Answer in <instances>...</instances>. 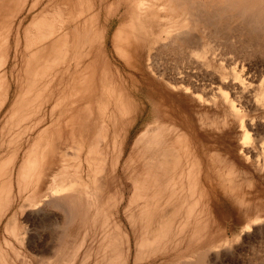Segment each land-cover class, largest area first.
Wrapping results in <instances>:
<instances>
[{
    "label": "bare ground",
    "instance_id": "1",
    "mask_svg": "<svg viewBox=\"0 0 264 264\" xmlns=\"http://www.w3.org/2000/svg\"><path fill=\"white\" fill-rule=\"evenodd\" d=\"M36 4H37L36 2H33L30 6V9L34 8ZM22 7H24V5L20 6L19 0H0V17L15 19L16 15H18V12H20V10H23ZM32 17H31L32 19L29 20L30 22L27 24V26L25 27L23 26L24 31L21 32V34L24 33V35L23 34L22 35L24 36V44L26 48H24V45L23 46L21 45V46L24 49H26V52H27V48L29 46L31 45L34 46V44H37V45L39 44V45L38 46L36 45L37 47L35 50L33 46H31L33 49L30 48L33 50V52L31 54L28 53L29 55L27 56V59L25 60L26 61V69H25L26 75L33 76L34 74L35 76L41 75V77H43L42 75H47L48 78H51V76L55 74V72H52L53 66L55 64L58 65L62 63L61 69H59L61 71V74L59 73L61 81L69 80V78L72 79V81L74 82V87H75L74 92L78 91L77 98L73 100V102L69 106H67V109L68 108L70 110H72L73 108L75 109L76 111L75 116L79 118V122H81L82 126L85 127V128L84 127L82 128L85 129V131H86V128H89L91 136L88 137L87 136L88 134H87L85 137V132L83 131L84 132L83 134L81 129L79 130L77 129V133L79 136H81V140H82L81 145L79 144L80 142H78L79 150H77L78 149L76 145L77 142H73L75 143V147H77L76 148L77 154L81 150L79 153V157H84L81 160L85 161L86 163L84 164L87 167V169L86 168L84 169L83 174L85 178H83L82 173H81L83 170L80 169L81 172L79 170L80 163H81L80 158L78 160V165H76L77 164L76 161H75V164H73L74 167L77 166L76 167L77 169H75L74 167H71V172L73 171V168H74V171L75 170L76 171L75 172L73 171L74 172L73 174L69 172L70 171L69 163L73 162V161L70 162V159L72 158L71 156L73 157L75 156L76 158V155H77L73 153V155L70 156V152H69V145H70L69 140L71 138H74V134L76 133L75 130L69 129L68 124H69L70 118L69 117L67 118V115L69 113L61 110L59 115L55 117V119L51 117V121L55 120L54 122L52 121L53 122L52 124L54 125L46 128L47 130L44 129L45 132L44 130L42 131L44 132V134H42L41 137H43L45 140V147L43 149L45 150V158L47 160V164L55 163V161L58 158L56 156H59L60 169H59V172L56 171L58 173V174L56 173L57 178L56 179L53 178V180L50 179L53 182L55 180L56 181L54 183L51 182L52 185L49 184L50 185L49 191L48 193L44 194V195L49 196L50 198L44 199V198H41L39 195H38L39 198L36 195L35 197L31 196L32 198H28L26 200L29 203V205H27L28 203H25L27 207H29L30 205L31 207H33V205L37 206L39 203H41L39 201L44 199L43 204L45 208L46 207L57 208L59 209V211L63 213L64 215L63 222L65 224L70 223L72 225L71 223L72 220H75L77 223L80 221L81 224L82 223L85 224L89 221L88 219H91L92 220L91 222H94L95 219L98 221L99 217L101 216L100 220L103 221L102 227H104V225L106 227L112 225V224L108 225L111 219L107 215L108 212L106 211L110 209L112 210L113 208L116 211L123 212L125 214V219L127 217L128 218L130 217L129 219H131L132 221L137 220L136 223L134 222L135 224H140L138 223L139 221H141L144 224L143 228L146 229L145 231L147 232L145 233V235H143V238H142L143 240L141 242L138 240L140 242L139 243L134 238L140 245H142L141 243L143 242L146 243L144 248H143V245L142 247L140 245H139L140 247L137 246L139 248H143V250L142 249L140 250L143 252L147 250L146 247L150 243H155L156 240L159 238L160 240L162 238L164 239V237L169 235V234L166 235V233L171 234V232H167L166 230L169 227V224L171 223L172 219H175V222L177 221L175 216L176 214H178V211L182 207L185 208L183 212L181 210L182 215L183 213H185V217L182 216L185 222H187V220L190 218L189 214L193 213L192 211L195 208H196L195 211H198V209H200L199 211L201 210L203 211V209H201L203 204H201L200 208H198L199 205L197 206V202L199 201V200L197 201V195L199 198L200 197L204 198L205 195L207 196L208 192L205 195L204 193L205 191L209 189L208 187L210 186L207 187L209 183L210 184L214 183V185L212 184L213 186H211L212 190L213 189L221 190V192L226 191V193H229L228 196L229 195L231 196L232 191H233V196L237 194L236 193L237 191L235 190V188H239L237 190H240L241 187H239L240 186L239 183H242L241 180L243 179V177L245 178V180L247 179L246 177L247 171L244 170L243 167L241 168L244 171H246L245 173L243 170H242L243 172L241 171L240 167L236 169L238 172L240 169L241 174L243 173L244 175L242 179H241V176H238L241 180L237 178L240 180L239 183L237 182L239 185L236 183L237 186L236 185L234 186L235 183L233 184L232 182H236L239 180H236V177H234V176H237L234 174V173H237L235 172L236 170L234 171L232 169V168L235 169V166L234 167L232 166V168H229V166L234 164V163L231 164V161H233V159L231 158V161H230L229 160L230 158H228L226 154L224 155L223 159L226 156L228 158V161L230 162L229 166L227 163L228 171H226L225 170L226 168L223 169V166L220 165L222 156H220V159H221L220 160L218 154L221 155V152L217 151L218 152L217 153L215 149H214L215 152H213L212 148H211L212 151L209 149L208 150L205 149V145L202 143V141L198 142L197 145L196 144L193 145V142L192 143L190 142V136L195 137L198 140L199 137H202L204 135V133L206 132L205 129L209 124L211 126H214L215 130H217L216 128L220 129L221 125H220L219 117L221 115L229 118L230 122L225 121L224 119L223 121L228 122L230 126H238L239 128H242L245 126L244 120H243L244 114H242L243 111L241 112V110L234 104L233 99H232V97H235L234 92L232 95L230 94L228 96L225 92L221 93L219 91L221 94L220 95L217 93L218 91L213 92L212 90L210 91V89L207 90L206 88L207 85H205L204 77L207 74L206 72H207L208 66H210L211 69L214 68L213 69L214 71L212 72L217 74L221 66L220 64H223L225 62V65H226V62H228L229 60L232 61V59H234V57L236 56L237 58H235V61H237V59L239 58L238 56L240 55L245 56L247 54L248 55L254 54V53L256 54V52L258 51L260 53V55L259 53H257L259 56L262 57L264 55L263 53L260 52L264 50L263 49L264 47V0H50V1H47L46 7H44L40 12L33 15ZM115 17H117L118 22L116 21L117 22L116 26L111 34V40H112L111 46L115 54L118 55L119 65L117 64V67L113 68V67H110V65L108 64L105 58L106 55L104 54L105 53L104 47H102L101 44L100 45L97 44L98 43L97 37L99 34V25H98L99 22L101 20H105V21L107 20V23L108 22L110 23L111 19L112 20L116 19ZM18 21L20 20L18 19ZM20 27L18 28L19 31H20ZM109 27L110 25L107 27V29H109ZM132 45H133V52H132L133 55L131 57L130 53H128V48ZM143 48H148L150 50L153 49L152 53L149 54L148 52V55L144 56ZM30 49H29V52L32 51V50L30 51ZM25 53L22 54L24 55V57H26L27 55V53L26 55ZM257 54H256V57H254L253 55L254 59L259 57V56L257 57ZM72 55H73V60L72 62L69 63L68 60L72 57ZM166 56H170L172 58L173 62L170 66L162 65L159 61V58L166 57ZM244 56H243V59L241 58L239 59V60H244L245 58V61L243 63L247 61L246 56L245 57ZM261 57L259 58L261 59ZM251 58L249 60L252 61L253 58L252 59ZM219 60H222V61H219ZM66 61L68 62L69 66L72 63L71 68H68L69 66L65 67L64 64ZM235 61H232V63ZM248 61H247V64L250 63V62L248 63ZM258 61L256 60V62ZM225 65L223 64V66ZM260 65H263V64H260ZM224 69L225 70L220 69L222 71H219V72H222V73H219V75L224 74V71H227L226 73L228 74V70L226 66L224 67ZM236 70H238V68ZM226 75L224 74L222 76L226 77ZM219 77L217 76V78L222 80L221 76ZM38 79L39 78H37L36 80ZM116 79L125 81L124 83L127 84V86L124 87L125 85L122 86V85H119L118 83L113 84L114 81L116 82ZM96 80H99V82L97 83ZM234 81H237V80H234ZM234 83L236 85L235 88H238V92L239 91L246 92V93L248 92V91H245V89L247 88L244 83L242 82H238L237 84L236 82ZM226 85H228V83H226ZM222 86H225V85H222ZM230 86L231 84L228 85V87ZM24 90L25 92H27L28 88L24 86ZM233 90H234V87H233ZM66 91H67V88L63 87L62 89H60V86H59V95H64L65 93H67ZM95 91H96L95 97L97 100L96 108L99 107L101 110V107L105 105L104 99L107 102H108V99L109 100L113 99L115 101V106H116L115 111H119L121 113L126 112L130 108L129 107L130 101L128 100V94L134 91L138 92L142 94L145 97V99L149 102L151 106V116L155 117L154 123L147 125L144 128V130L140 131L137 134L133 143L132 144L129 143L130 145H132L130 146L131 149L130 150L128 149L130 152L126 154L125 158L121 157L124 159V161L122 160L123 162L121 161L122 162L121 164L122 169L120 167V169L122 170V172L120 171L122 173L121 175L118 174L116 176L115 172L113 173V170L110 171L112 167L111 168L106 167L107 163L109 165L111 164L110 160L114 161L115 157L118 158L120 156L118 155V153H116L117 155L115 154L116 151L114 152V155L116 156L114 157L111 156V153L108 151L109 150L108 149L109 146L107 145L108 140L105 141L106 142L105 145H107L108 147L101 146V143L104 145L103 140L107 138L106 132H103L106 130L103 129L104 127L102 126V124H100L101 126L97 128L98 123H99L97 119L93 118L91 122L90 120H86L87 119L86 115H83L86 112H88L89 115L91 114V112L89 111L93 109V106H92L93 101H91L90 99L92 98V95ZM209 91L212 92L211 96L209 94ZM257 93L258 92H256V94ZM134 94L132 93V95ZM256 94L254 93V95ZM258 94H259V97H257L256 102L260 104L261 106H263L264 88L263 89L261 88ZM102 95H104V98L102 97ZM106 97H109V98H106ZM96 100H95V103H96ZM134 101H135V98H134ZM207 102H209V105L213 104L215 106L214 107L215 110L213 111H216V107L218 108V111H220L218 112L220 113L219 115L216 111V113L215 112L214 113L217 114V116H214L215 114H213V116L211 115L213 117L212 119L211 117L208 118L209 120H211L210 122L206 118L207 110L204 114L202 113V111H204L205 109L201 110L200 108L202 104L207 103ZM141 104L139 105L141 106ZM14 106H15L14 108L12 107V112L15 111L17 103H14ZM209 107H211V105ZM110 111H113V110H110ZM112 113H114V114H111L114 117L115 112H112ZM216 117L218 118V120L216 119ZM111 118H108L109 119L108 121H110ZM261 120L263 121L264 119H261ZM121 121H120V124H123L121 123ZM59 123H61L63 126L59 127ZM104 123L106 125L107 122H104ZM224 125H227V123L225 124L223 122L222 127H224ZM114 126H116V123ZM109 127H105V128L109 129ZM116 130H118V128ZM112 132H113V129H112ZM112 132H110V137L112 136L115 139L117 137L116 136L117 134L114 132L116 134L115 135L116 137H115L114 135H111ZM241 132L242 131H240V133ZM187 134L190 136H187ZM114 139L113 141H115ZM73 141H75V138ZM113 141H109V142H113ZM247 142H249V140L246 137H244V140L240 142V146L244 149ZM116 143H117V140H116ZM110 144L111 146H113L115 143L113 142V145L112 143H109V145ZM34 146L37 147L36 144L33 145L32 147ZM71 146H72V143H71ZM36 147L34 148L36 149ZM247 147H248V144H247ZM113 148H115V146ZM43 149L40 152L41 154H42ZM57 149H59L60 154H56ZM32 151L31 150H29V152L27 151V154L28 153L30 154L31 152L30 157H27V158L25 157L26 159L24 160L22 166H20L19 168L21 170L20 173L22 172L21 173L22 176L25 175L29 169H31L32 167H34L36 164L39 163L37 162V160L40 158L39 156H41V154H39L38 156L39 158H37L38 154H35L36 156L31 157V155H33ZM36 151L35 152L33 151V152L36 153ZM242 157L245 159L246 156L244 157L243 155ZM109 158L110 160H108ZM117 158L115 159V161H117ZM41 159H42V156H41ZM225 160H222L223 164L225 162H228L227 160L226 161ZM118 162L119 160L117 162H114V164ZM256 164L257 163H255V166ZM259 164H257L258 169L260 166ZM114 166L116 167V165H113V167ZM253 166L254 165H252V167ZM255 166L253 168L259 171L262 167V162H261V167L259 170ZM222 169L226 173H224ZM35 173L38 174L37 172ZM241 174L239 172L238 175H241ZM52 175H54V172ZM52 175H51V178L53 177ZM209 177H213V179L210 178L212 182H210L211 180H209ZM251 177L253 178V176ZM123 179H125L126 181L129 179L128 181L130 183L128 186H126V183ZM205 179L209 180L207 185L205 184L206 183ZM248 179H250V177ZM253 180L258 181L256 178ZM249 181L251 180H248V182L247 181H244V182H247L249 184L250 183ZM247 183H245L244 187L248 185ZM255 183L257 184V182ZM116 184H118L119 186L122 185L121 187L123 188L124 191L125 190L127 191L128 195L126 196V194L123 193L121 190H119L122 192L121 194L120 193L118 194L119 196L117 194L111 193V189H113L114 185ZM198 184H200L199 187H198ZM254 184H252L251 182L250 184L251 188L254 187L253 186ZM182 185H185L183 186L184 193L180 192V188L182 187ZM250 185H248L249 188H250ZM46 187L48 188V186ZM197 187H198L199 194L196 195L195 191ZM2 189H0V217L2 213L4 212V209L6 208V205L9 199L8 196L5 197V195L1 193ZM114 191H116L117 193V189L116 190L113 189L112 192ZM246 192H250V191L246 190ZM246 192L244 191V193L242 194L241 192H239V194L235 195V197H237L238 195H242V200H241V196L240 197L238 196L240 199H238L237 201L234 200L233 203L236 201L237 202V203L235 202L236 205L238 204L239 206V203L241 201L242 202L244 201L245 205L247 203V207H248L249 203L251 202H249L250 200L248 199H246L247 201L245 202L243 195ZM111 194L118 196V201L116 200L117 202L116 201L111 202L112 200L111 196H113ZM206 196L205 198H207L208 200L209 194L207 197ZM233 196H231L230 198H232ZM253 197H256V196H253ZM203 198H200V199H203ZM259 198H262V197H259ZM233 199H237V198H233ZM202 201L200 200V203H202ZM203 203L204 205H207V208H208V204H206L205 201ZM244 203H242V205L240 203V206L241 207L244 206ZM194 205L197 207L193 209ZM255 205L257 204L251 205L252 209H253V206ZM251 206L249 205L248 210L249 208L251 209ZM39 208L40 207H38V210H40ZM244 210L246 212L245 208ZM260 211H264V209L263 210L261 209ZM203 213L201 212V214ZM195 214H193L194 218L197 215H199V214H196V216H194ZM205 215H203V217ZM13 216H9L10 218L8 217L9 218L8 220L6 218L7 221L5 223L6 224L5 228L8 231L9 230L11 232L13 231V234H14L15 229H16L15 223H17L16 222L17 218L14 219L16 217L15 214H13ZM53 216L55 217L56 215L54 214ZM40 217H41V214H40ZM45 217L46 216H44V219L47 218ZM107 217H109V220ZM182 217L179 216V218H182ZM203 217H201L202 220L199 217L200 218L199 220H201V222L203 221ZM261 217L263 218L262 215ZM57 219L55 221L56 223L61 218L58 219V221ZM259 219H260V214H252V215L248 214L247 218H245L244 220L248 221L247 225L249 226L253 223L256 224L257 222L260 223L259 221H262V222L264 221L263 219L261 220ZM84 220H88V221L84 223L82 222ZM196 220L198 221L197 223H199V220L198 219ZM196 220L194 222H196ZM130 221L126 219L127 223L128 222L132 223V221L131 222ZM181 221H183V219H181ZM52 222L53 221H51V223ZM134 223L132 224L134 225ZM191 223L192 221L190 222V224ZM203 223L206 224L205 221ZM203 223H201V225ZM172 224H170L171 227H172ZM255 224H253L254 227H255ZM133 225L129 227L130 228L132 227L133 232H134V230L138 227V225L134 227ZM174 226L172 229L169 227V230L170 231L173 229L174 231L176 229H178L179 231L183 230L178 227L176 228ZM62 227H63V224H62ZM140 227H142V224ZM45 228H48V227H45ZM67 228L68 227H66V229ZM111 228H113V225L112 227H110V229ZM186 228L188 229V226ZM197 228L200 229V227L198 226ZM110 229L104 228V231L102 233L103 236L106 235L105 239L108 234V238H107L108 240L106 242L103 240L105 242L104 244H107V245L104 247V250L102 252L103 254H106V252H108L107 254H109V258L107 254H106V257L108 258V260H111V262H113L114 260L113 264H122V262L120 261L121 259L119 258L122 257V251H124L123 244L127 242V240L124 241L122 244V241L126 238H124L125 236L124 237L121 236L122 233H119V231L121 230L118 231L117 229L115 231V232L118 231L117 234L116 233L114 234V232L112 233L111 231L113 229L111 230ZM189 229H190V226H189ZM107 230L111 231V232L109 231L110 234L105 233V231ZM148 230L150 231L149 233H148ZM247 230L245 229V231ZM258 230L256 229L257 232ZM41 231L43 235L45 234V236H48L46 235L45 231H44L45 233L43 232V230ZM187 231L189 232V230ZM53 232L56 233L57 230H54ZM70 232H68V230H67V234L65 232L64 233L57 232L56 237H55L58 240V242L56 241L57 244L55 242L53 244L50 243L51 245L45 244V246L48 247L47 250L45 248L39 249L38 252H40V254H36V255H39L37 256V258H42V260H44L46 257V261H47L49 258L48 257L49 255L45 256L46 254L45 252L50 254V252L53 253L55 250L61 253L60 259L63 261L62 264H68V262L70 263L71 261L69 260L70 258L71 260H73L72 258L74 256H71V255L75 254L74 250L76 248L74 247L75 245H71L72 246L71 248L74 247V250H71L69 247L70 243L67 240V237L72 234V232L71 234H69ZM164 232H165V236H164ZM202 232L204 231L202 230ZM177 234L179 233H176V234L173 233V236L171 235L172 237L171 239H173V237ZM201 234H200V237L205 235V234L204 235L202 234L201 236ZM161 235H163L164 237H162ZM134 236L136 237V235ZM138 236L139 234L137 235V238L139 239L140 236L139 237ZM198 236H196V238L199 239L200 237ZM17 237L19 238L20 234ZM191 237L193 238V235L190 236V238ZM238 237L239 236H237V238L236 237H233V238L238 239ZM33 238L34 237L32 236V240H35ZM41 238H39V242L41 241L40 240ZM100 238H101V234H100ZM166 238H168V236ZM166 238L164 239L165 242L164 240H161L162 242L159 241L160 243L158 244L159 245L161 243L166 244V242H169L168 244L173 243V242L170 243V241H167L168 239L166 240ZM190 238L188 239V236L185 235L184 239L189 240L188 244L194 243L193 241L192 242L190 241ZM179 239H181V237L178 238V240ZM211 239H213V237H211ZM43 240H45V238ZM182 240H183V237H182ZM196 240L197 239H195V242ZM202 240L203 239H200L197 241H199V244H200ZM52 241L50 240V242ZM103 241L100 242L101 246H103L102 245ZM146 241H148L149 243ZM217 242L216 243L212 242L209 245L207 242V244L204 246L200 244L199 246H202V248L200 247L201 248L200 249L198 247L199 250L198 248L197 249L195 248L197 251L196 252L193 251L195 252L193 253L194 257L183 259L184 260V262L182 261L183 263L180 260V257H182L181 254L183 251L179 255L177 254V252H175L174 254L175 255L177 254L179 256L178 260L181 262V263L179 262L180 264H206V260H207L206 258H209V255L207 256L208 250L205 247L206 246H209V247L217 246L218 247L219 244ZM222 242L223 243H220V244L223 245L224 242H227V241L224 239V241ZM71 244H73V241L71 242ZM156 244L157 243H155L154 245L156 246ZM194 244L198 245L197 242ZM186 245H184V248L186 247ZM27 246L25 244L24 248L26 247L27 249ZM67 246L69 248H67ZM124 246H126V249H128L127 246H129V243L127 242V245L124 244ZM155 246L152 247L153 250L154 249L156 250L157 247ZM168 246L169 245H167V247ZM189 246L191 247V245H188V247ZM158 247L160 248V246ZM161 247H164V246H161ZM152 248L150 246L148 249H152ZM159 248H157V250H159ZM164 248L166 249V246ZM164 248L163 249L161 248V249L165 250ZM213 249L216 250L217 248L216 249L213 248ZM31 250H33V248ZM0 251L2 252L3 250H0ZM136 251L139 254L138 252L139 249H137ZM219 251H216V252L219 253ZM29 252H31L30 249H29ZM29 252H27V254H29ZM34 252L32 251V253L35 255ZM230 253L232 254L233 250ZM4 254H2V256ZM27 254H26V258H27ZM184 254L182 255L184 256ZM17 255H19V253H17ZM234 255H235V252H234ZM238 256L239 255H237V257ZM231 257L233 258V255ZM175 258L176 257H174L173 259ZM262 258L263 257H261V259ZM33 259L31 260L29 259V260L32 261ZM173 259L169 258V261L168 262L166 261V262L172 264L170 261ZM262 260H264V258ZM46 261L44 260V262L42 261L40 262L44 264L48 262ZM261 261L253 260V263L255 262V264H257L256 262L260 263ZM27 262H28V259H27ZM49 262H51L50 264L57 263L55 261L52 262V259L51 261L49 260ZM229 262H233V260ZM179 263H176V264H179Z\"/></svg>",
    "mask_w": 264,
    "mask_h": 264
},
{
    "label": "rangeland",
    "instance_id": "2",
    "mask_svg": "<svg viewBox=\"0 0 264 264\" xmlns=\"http://www.w3.org/2000/svg\"><path fill=\"white\" fill-rule=\"evenodd\" d=\"M19 1H20V6L24 5V7H22L23 10H20V12H18L19 16L16 15L15 19L0 17V189H2V187H3L1 193H3L5 195V197L8 196V198H9L8 203L6 205V208L4 209V212L2 213V215L0 217V250H3L2 252L0 251V254L5 253L3 256H2V254L0 255V257H2V258H0V264H39V263H41L40 261H42V262H44V260L46 261V257L44 260H42V258H37V256H39V255H36V254H40V252H38V250L42 249V248H45L47 250L48 247L45 246V244L51 245L54 242L57 244L58 240L55 238L57 232H60V233L65 232L67 234V230H68V232H70V231L72 232V234L70 232L69 234H71V235L67 237V240L70 243V245L68 244L70 249L74 250V247H76L74 250L75 254L71 255V256H74L72 258L73 260H71V258L69 260L72 262V263L70 262L71 264H94V263L95 264L96 263L97 264H111V263L113 264L114 260H113V262H111V260H108V258H109V254H107L108 252H106V254L108 256V258H107L106 254H103L102 251L104 250V247L107 245V244H104L108 240L107 239L108 238L107 233L110 234V232L112 231V233L114 232V234L115 233L117 234V232L119 230H121V231H119V233H122L121 236H123V237L125 236L124 238H126V239H124L122 237L124 239L122 241V244L126 240L129 243V246H127V248L129 250L126 249V246H124V244L127 245V242H125L123 244V250L124 251H122V257L119 258V259H121L120 261L122 262V264H170V263H167L169 261V258L173 259L174 257H176V258L178 257L177 259L175 258V259L170 261L172 264H174V263L176 264V263L180 262L178 260L179 259L178 255L181 254L182 251H183L182 254H184V252L186 251L184 256L181 254L182 257H180L181 262L182 261L184 262L183 259H186L189 257L190 258L194 257L193 253H195L197 251L196 249L198 247L202 248V246L206 245L207 242H208V245L211 244L212 242L216 243L217 240H218L217 243L219 244L220 247L219 246L218 247L217 246L216 247H209V246L205 247L208 250L207 256L209 255V258H206L207 259L206 264H237V263L238 264H255V262L253 263V260L254 261H261L264 258V254H263L264 253V242H262V241H264V237H263L264 236V221L263 222L259 221L261 219L264 220V213H263L264 211H260L261 209L262 210L264 209V171H263L264 170V162H263L264 161L263 160L264 159V126H263L264 120L263 121L261 120V119H264V104H263V106H261L260 104H258L256 102L257 101L256 99H257V97H259L258 93H259L260 89L264 88V61H263L264 58H262V57H264V55H263L264 50L260 51L261 53H263L262 57L259 56L260 55L259 51L256 52V54L259 53V55L257 54V57L259 56L262 59L261 60L259 57L255 58L257 61L260 60V61H258L259 63L256 62V60L254 59V57H256L255 53L249 54L251 56H249L248 54H247L248 56L245 55L247 61L251 57L253 58V59L251 58L253 62L251 60L248 61V63L249 62L251 63V64L249 63L250 65L247 64V61L245 63H243L245 61V58H244V60H239L240 58L243 59L244 55L238 56L239 58L237 59V61H235V58H237V56H236V57H234V59H232V61H235L236 63L235 62L232 63V61L229 60L230 62L229 61L226 62V65H225V62L224 63L221 62L226 66V68L228 70V74L226 73L227 71H224V74L225 75L227 74L226 77L222 76L224 74L219 75V73H222L219 71L225 70L224 69L225 66H223V64H220L222 66V68L220 66V69H222V70L219 69L218 72L215 71V72H217L218 75L216 73L212 72V71H214L213 70L214 68L211 69V67L208 66L207 67L208 69L206 72L207 74L204 77L205 85H207L206 86L207 90L210 89V91L212 90L213 92L218 91L217 92L218 94H220V92L221 93L225 92L228 96L230 94L232 95L234 92L235 97H232V96H230V97H232L234 104L241 110V112L243 111L242 114H244L243 120H244L245 126L242 128H239L238 126H230V124H228V122H225V121H229V118L221 115L222 117L221 116L219 117V119H220L219 121H220V125H221L220 129L216 128L217 130H215L214 126H211L209 124L210 126L208 125L206 127V129H205L206 132L204 133V135L202 137H199L198 140H197V138L192 137V136L187 134V136H190V142L191 143L193 142V145H195V144L197 145L198 142L202 141V143L205 145V149L211 150V148H212L213 152H215V151L221 152V155L218 154L219 159H220V156H222L221 157L222 160L226 159L227 161H228V158H230L229 159L230 161L232 158L233 161H231V164L232 163H234V164H232L231 166H229L230 165L229 161L225 162L223 164V161L220 159L221 160L220 165L223 166V169L226 168L225 169L226 171H228L227 170L228 166H229V168H232V166L233 167L235 166V169L232 168L234 171L236 169H238L239 167H240L241 171L243 170L241 167H243L244 170L247 171L246 172L243 170L244 173L246 172L248 174V175L246 174L247 179L250 177V179H248V180H251V181H249L250 182L249 184L247 183L248 180L247 179L245 180V178L243 177L244 174L243 173L241 174L240 169H239V172L241 175H238L239 172L236 170L235 172H237V173H234V174L237 176H234V177H236V180L240 179L238 176H241V179L243 177L242 180L240 179L242 183H239L240 180L236 181V182H232V183L233 184L235 183L234 186L235 185L237 186V184L239 183L240 184L239 187L242 188V189L240 188V190H242V191L237 190L239 188H235V190L237 191V192L236 191L235 192L237 194H239V192H241V194H242V193H244V191L246 192V190L250 191V192H246L245 193L246 195L244 194L243 197H244L245 202L247 201L246 199L250 200L249 202H251V203L248 202L250 206L253 204H257L255 206H253L254 210L252 209V206H251L252 211L250 208H249V210H250L249 211L248 210L249 205L247 207V203L245 205L244 201L243 202L238 201V202H240L241 205H242V203H244V206H246L247 208L244 206L241 207L240 203H239L240 207L238 206V204L236 205V203H237L236 201L238 199H240L239 198L240 196H241V200H242V195H238L239 197L238 196L235 197V195H237V194H235L233 196V191H232L231 196H233V197L230 198L231 196L230 195L228 196L229 193H226V191H222L223 194H222L221 190L213 189L214 190L213 191L211 186H213L214 183H211V184L209 183L207 185L209 180L213 179V177H209V180L205 179V182H206L205 184L207 185V187L208 186H210V187H208L209 189L207 188L208 190L206 189L207 191H205V193H204V195H205L208 192L207 193V196L209 194L208 200H207V198H205L206 195L204 196V198L200 197L203 199H200L198 197V195H197V194H199L198 193V187L200 184H198V187L195 191V193L197 195V201L199 200L198 201L199 203L197 202V206L199 205L198 208H200L201 204H203L201 209H203V211L204 210L206 211V209H207V211L206 212L204 211V213L202 210L199 211L200 209H198V211H195L196 210L195 207H197V206H195L196 205L195 204L193 207V209L194 208L195 209L192 211L193 213L189 214L190 216L188 215L190 218L188 217L189 219L187 220V222H185L184 218H183V217H185V213H183V215H182V212L184 211L185 208L182 207L183 209L181 208L179 210L180 212L178 211V214H176V216H175L177 221L175 222V219H172V221L170 223V224L173 223L172 227L170 224H169V227L172 229L173 226L175 225L174 227H176V228L178 227V228L183 229V230L179 231L178 229L175 228L176 229L175 230L176 232H175L174 229L170 231L169 227H168L166 231L171 232V234L166 233V235L169 234L170 237H169V235H167L168 238H166L167 236L164 237L165 232H164V236L161 235L162 237H164V239L166 238V240L168 239L167 241H170V243L171 242H173V243L168 244L169 242H166V244L161 243L159 245L158 243L162 242L161 240H164L162 237H161L162 238L161 240H160V238L157 239L158 242L156 240V242H155V243H157L156 246L154 245L155 243H150L148 245L149 242L146 241V242H148L147 245L149 247L151 246V248H152L155 246V247L159 248L158 246H160V248H159V250H157V248H156V250L155 249L153 250V248L148 249L149 247L147 246L148 247V248L146 247L147 250L144 249L145 251L142 252L140 250L141 249L143 250L146 243L145 242L141 243L143 245V248H139L140 246L142 247V245H140L139 243L143 240L142 239L143 235H145V233L147 232V231H145L146 229L143 228L144 224L139 220H138L139 221L138 223H140V224H135L137 222V220L132 221L131 219H129L130 217L129 218L127 217L126 219L128 221L131 220L132 223L135 222L134 225L132 223H129V222H128L129 223L128 224L126 222L125 214L123 212L116 211L113 208H112L113 211L111 209H110L111 211L110 210L106 211V212H108L107 215L110 217V219L112 221V222L108 221L109 222L108 225H110V224L113 225V228H111L113 230H111L110 227H112V225L108 226V227H106L104 225V227H102L103 221L100 220L101 216L99 217L98 221L96 219L94 220V222H91L92 221L91 219H88L89 221L88 220L82 221L84 223L86 221H88L85 224H83V223L81 224L80 221H79L80 223L78 222L79 223L78 224L75 220H72L71 221L72 225H71L70 223L65 224L63 222L64 215L61 211H59V209L53 208V207H46V208L44 207V204H43L44 201L43 200L50 198L49 196L44 195V194L48 193L49 187H50L49 184H51V182L54 183L56 181L55 180L53 182L52 180H53V178L54 179L57 178L58 173L56 171L59 172V169H60L59 156H56L58 158L55 161V163L47 164V160L45 158V150L43 149L45 147V140L41 136H42V134H44L45 130H47L46 128L54 125L52 123L55 120H52L53 121L52 122L51 117L53 119H55V117H57L59 115L61 110L69 113L67 115V118L68 117L70 118V121L68 124L69 129L76 131V133L74 134L75 141H73L74 138H71L72 141H71V139L69 140L70 156L73 155V153L77 154L76 148L79 146V144L81 145L82 140H81V136H79L77 133V129L78 130L81 129L82 132L84 131L85 137L87 134H88L87 136L90 137L91 133H90L89 128H86V131H85V129L82 128L84 126H82V123L79 122V118H77L75 116V113H76L75 109L74 108L72 110H70L69 108L67 109V106H69L73 102V100H75L77 98L78 91L74 92L75 87H74V82L72 81V79L69 78V80H62L61 81L60 76H59L61 74V71L59 69H61L62 63L58 64V65L55 64L53 66L52 72H55V74H53V76H51V78H48L47 75H42L43 77H41V75L35 76L34 74H33V76L32 75L31 76L26 75V72H25L26 61L25 60L27 59V56L29 55L28 53L31 54L33 52V50H32L33 48L31 47L33 45L29 46L27 48V52H26V49H24V48H26V46L24 44V36H23L24 33H22L23 34L22 35L21 32L24 31V27L27 26V24L30 22L29 20L33 18L32 16L37 14L38 12H40L44 7H46L47 1H50V0H19ZM33 2H36L37 4H36V6H34V8L30 9V6ZM30 10H32L33 12ZM32 13H33V15H32ZM30 14H31V16H30ZM24 15H26V16H24ZM115 18L116 19H113V20L111 19L110 23L109 22L107 23V20L106 21L101 20L99 22V24H98L99 25V34L97 37V40H98L97 44L98 45L101 44V46L104 47V51H105L104 54L106 55L105 58H106L108 64L110 65V67H113V68L117 67V64L119 65L118 55L115 54V52L112 50V46H111L112 45L111 34H112V32L116 26V23L118 22L117 17H115ZM18 19L20 21H18ZM109 25H110V27H109V29H107V27ZM19 27H20V31L18 29ZM17 29H18V31H17ZM17 41H18V43H17ZM14 44L17 46H15ZM21 45L22 46L24 45V48ZM36 45L37 44H34V46H33L34 50L36 49V47L39 44L37 46ZM30 48H32V49H30ZM29 49H30V51L31 50L32 51L29 52ZM143 49H144L143 50L144 56H147L148 52H149V54L152 53V50H153V49L150 50L148 48H143ZM263 49H264V47H263ZM22 50L25 51L27 53V55ZM19 51H21V52H19ZM132 52H133V45L128 48V53H130L131 57L133 55ZM24 53H25L26 57H24V55H22ZM253 55H254V57H253ZM69 57H70V55H69ZM72 60H73V55L68 60V62L70 63V62H72ZM254 60L258 64H256L254 62ZM159 61L162 65H166V66H170L173 62L172 58L170 56L159 58ZM219 61H222V60H219ZM238 61H239V63H238ZM68 62L67 61L65 62V64H64L65 67L69 66ZM260 64H263V65H260ZM71 65H72V63H71ZM71 65L68 68H71ZM237 68H238V70H236ZM212 75L213 76L215 75L216 77L215 76L213 77ZM217 76L218 77L221 76L222 80L219 79L220 77L217 78ZM37 78H39V79L36 80ZM228 80H230V81H228ZM234 80H237L238 82L244 83L246 88H247V89H245V91H248L249 93L248 92L247 93L246 92H240V91L238 92V88H235L236 85L234 83V82H236V84H237L238 82L234 81ZM221 81H223V82L226 81V82L223 83ZM96 82L98 83L99 80H96ZM124 82L125 81H123V80L116 79V82L114 81L113 84L118 83L119 85H122V86L125 85L124 87H126L127 84H125ZM226 83H228V85L231 84V86L228 87V85H226ZM222 85H225V86H222ZM24 86L28 88L27 92H25ZM59 86H60V89H62L63 87L67 88V91H66L67 93H65L64 95H59ZM233 87H234V90H233ZM235 89H236V91H235ZM210 91H209V94L211 96L212 92H210ZM256 92H258V93L256 94ZM132 93L133 94L135 93V94L132 95ZM254 93L256 95H254ZM95 95H96V91L93 93L92 98L90 99L91 101H93L92 102L93 109L91 111H89V112H91V114L89 115L88 112H86L83 115H86V118H87L86 120H90L91 122H92L93 118L97 119L99 122L97 128L99 126H101L100 124H102V126L104 127V128L103 127L102 128L106 130L103 132H106L107 138L105 140H103L104 145L101 143V146H105V147L109 146L108 147L109 150L108 149L107 150L111 153V156H113V157L117 155L116 153H118V155H120L118 158L115 157V159L117 158V161L119 160V162L115 163V164H114V162H117V161H115V159H114V161L110 160V158H109L108 160L111 161V164L109 165L107 163L106 167L107 168L112 167L110 169V171L113 170V173L115 172L116 176L118 174L121 175L122 174L121 173L122 172V170H121L122 165L121 164L124 161V159L121 157H124V158L126 157V154H128L130 152L129 151L131 149L130 146H132L130 144L133 143L137 134L140 131L144 130V128L147 125L153 124L155 117L151 116V106H150L149 102L145 99V97L142 94H140L138 92L134 91V92H130L128 94V100L130 101V106H129L130 108L128 109L129 111L127 110L126 112H122L123 114L119 111H115L116 106H115V101L113 99H110V100L108 99L109 103L107 101H105V99H104L105 105L101 107V110L99 107L96 108L97 100H96ZM104 95H102L103 98H104ZM106 98H109V97H106ZM134 98H135V101H134ZM94 99L96 100V103H95ZM136 101L138 104L136 103ZM14 103H17V106L15 108V111L12 112V107L13 108L15 107ZM139 104H141V106ZM210 105H211V107H209ZM210 105H209V102H207V103L202 104L200 107L201 110L205 109L204 111H202V113H204V114L207 110V112H206V115H207L206 118L207 119L210 117L212 119L213 118L212 116H213V114L216 113V111H217V113L220 112V111H218L217 107H216V111H213V110H215L214 109L215 106L213 104H210ZM98 110H100V111H98ZM110 110H113V111H110ZM147 111H148V113H147ZM112 112H115L114 117L111 115V114H114ZM127 112H128V114H127ZM129 112H130V114H129ZM209 112H211V113H209ZM121 114H122V116H121ZM208 114H210V115H208ZM219 114L220 113H218V115ZM214 116H217V114H215ZM111 117H113V118H111ZM122 117H123V119H122ZM108 118H111L110 121H108L109 120ZM103 119H104V121H103ZM115 119H116V121H115ZM216 119L218 120L217 117H216ZM223 119L225 121H223ZM49 121H51V122H49ZM120 121H121V123L124 124L125 127L123 126V124H120ZM210 121L211 120H209V122ZM104 122H107L106 125ZM132 122H133V124H132ZM221 122H222V124H221ZM223 122L225 124L227 123V125H224V127H222ZM115 123H116V126H114ZM250 123H252V124H250ZM49 124H51V125H49ZM109 125H110V127H109ZM62 126L63 125L61 123H59V127H62ZM119 126H121V127H119ZM105 127H109L110 131L108 128L106 129ZM115 127H116V129L118 128V130H116ZM40 129H41V131H40ZM112 129H113V132H112ZM43 130H44V132H42ZM240 131H242V132L240 133ZM84 132H83V134H84ZM110 132H112L111 135H114V136L117 134L116 136L118 138L116 136L115 137L117 139L116 138L114 139L112 136L110 137ZM226 133H228V134H226ZM37 134H38V136L40 134V136L38 137ZM238 135H239V137H238ZM244 137H246L249 140V142H247L248 147L246 144L244 149H243L240 146V142L244 140ZM112 138L115 141H113ZM110 139H112V140H110ZM76 140H78V141H76ZM106 140H108L107 141L108 146L105 145ZM116 140H117V143H116ZM109 141H113L115 144L113 145V142H109ZM70 142L72 143V146H71ZM73 142H77L76 143L77 147H75V143H73ZM78 142H80V143L78 144ZM109 143H112L113 146H111V144L109 145ZM35 144L37 145V147L34 146V147H36V149L34 147H32ZM114 146H115V148H113ZM110 148L113 151H111ZM27 149H29L31 151L33 150L34 152L37 150L36 153H34L32 151L33 155H31V157L32 156L34 157V156H36L35 154H38L37 158H39V157L40 158L37 160V162H39L38 164H36L37 166L35 165L34 167H32L31 169L28 170V172L26 173L27 175L25 174L22 176L21 175L22 172L20 173L21 170L19 168H20V166H22L24 160L27 157H30V154H31V152H30V154L29 153L27 154V151L29 152V150H27ZM42 149H43V151L41 154L40 152ZM214 149H215V151H214ZM77 150H79V147ZM80 151L77 154L78 157H77V155H76V158H75V156L74 157L71 156L72 158L70 157L71 158L70 162H72V161L73 162L69 163L70 164L69 165L70 166L69 172H71V167H74L73 164H75V161L77 163L76 165H78V160L80 158V162H81L80 167L81 166L82 167L81 168L79 166L78 167H79V170L80 169L83 170L82 172L80 170V172L82 173L83 178H85L83 172H84L85 168L87 169V167L85 166V164H86L85 161L81 160L84 157H79ZM118 151H120V152H118ZM114 152L116 155H114ZM39 154H41L42 159H41V156H39ZM56 154H60L59 149H57ZM225 154L228 158L225 156V158L223 159ZM243 155H244V157L246 156L245 159L242 157ZM261 162H262V167H261ZM227 163H228V166H227ZM255 163L260 165V166L258 165L259 169L261 167L260 170L258 169L257 164L255 166ZM113 165H116V167L115 166L113 167ZM224 165H225V167H224ZM252 165H254L259 171L254 169L253 168L254 166L252 167ZM76 167H74V168L77 169ZM120 167H121V169H120ZM74 168H73V171H74ZM223 169H222V171H223ZM73 171L71 172L72 174L76 170L74 172ZM118 171L119 172L121 171V172L119 173ZM35 172H37L38 174H36ZM53 172H54V175H52ZM223 172L226 173L225 171H223ZM51 175L53 176L52 178H51ZM251 176H253V178ZM237 178H239V179H237ZM255 178L258 181L253 180ZM50 179H52V180H50ZM123 180L125 181L126 186H128L130 183L128 181L129 179L127 181L125 179H123ZM244 181H247V182H244ZM210 182H212V180ZM251 182H252V184L257 182V184L255 183L253 185L254 187L251 188V185H250ZM245 183L250 185V188L248 187L247 184H246L247 186L244 187ZM46 186H48V188ZM121 186L122 185L119 186L118 184L114 185L113 189L114 190L117 189V193H116V191L112 192L113 189H111V193L118 195L119 193L121 194L123 192L127 196L128 195L127 191L126 190L124 191ZM183 186H185V185H182V187L180 188L181 193H184ZM119 190H121L122 192ZM209 190H211L212 192ZM253 191H254V193H253ZM214 192H215V194H214ZM260 193H261V195H260ZM35 195L38 198L40 196L41 198H44V199L39 201V202H41L38 204L39 206L33 205V207H31V205H30L29 207H27L25 203H28V201H26V200L28 198H32L31 196L35 197ZM111 195H113V194H111ZM113 196L115 197L116 195H113ZM113 196H111V199H112L111 202H115L116 200L118 201L119 195L116 196L115 198ZM253 196H256V197H253ZM252 197H253V199H252ZM259 197H262V198H259ZM233 198H237V199H233ZM254 199H255V201H254ZM33 200H34V198H33ZM200 200L201 201L203 200L202 203H200ZM234 200H236L235 201L236 203L235 202L233 203ZM204 201L206 204H208V208H207V205H204V203H203ZM21 204H22V206H21ZM27 205H29V203ZM19 206H21L22 208ZM257 206H258V208H257ZM38 207H40L39 208L40 210H38ZM244 208L246 209V212H245ZM181 210H182V212H181ZM46 211L48 214L46 213ZM201 212L203 214H201ZM29 213H30V215H29ZM49 213L52 215H50ZM195 213L199 214L201 216H199V215L196 216ZM13 214H15V216H16L14 219L17 218V220H16L17 223H15L16 229H15L14 234H13V231L12 232L10 230L8 231L5 228L6 221L10 218L9 216H13ZM26 214H28V215H26ZM40 214H41V217H40ZM54 214L56 215L55 217L53 216ZM193 214H195L194 216H196L198 218H196V217L194 218ZM248 214H251V215L252 214H260V219L258 220L260 223H258V222H257L258 224L253 223V224H255V227L253 224L248 226L247 225L248 221L244 220L245 218H247ZM42 215H43V217H42ZM105 215H106V213H105ZM178 215L180 217H182V216L183 217L179 218ZM203 215H205V216L203 217ZM261 215L263 216V218L261 217ZM44 216L47 217V218L46 217L45 218L47 219L48 222L46 221V219H44ZM48 217L51 218L52 220L49 219ZM56 217L58 219L61 218L62 220L60 219L59 220L60 222H59ZM109 217H107L108 220H109ZM191 217L193 220L191 219ZM199 217L200 218L203 217L202 222H201L202 218H201V220H199L200 219ZM6 218H7V220H6ZM39 218H41V219H39ZM55 218L57 219V221L59 223L55 222L56 221ZM48 219L50 220V222ZM181 219H183V221H181ZM196 219L199 220V223L200 222L203 223L205 221L206 224H208V225H206L204 223L201 225V223L200 224L197 223L198 221ZM195 220H196V222H194ZM43 221L46 223H44ZM51 221H53V222L51 223ZM95 221H96V223H95ZM191 221H192V223L190 224ZM181 222L183 225L181 224ZM207 222H209V223H207ZM175 223H177V224H175ZM57 224H58V226H57ZM62 224H63V227H62ZM114 224H115V226H114ZM141 224H142V227H140ZM65 225H66V227H68L67 229H66ZM131 225H133V227L138 225L139 228L138 227L137 228L135 227L136 229L134 228L137 232L135 230H134L135 233L133 232L132 227L131 228L129 227ZM187 226H188V229L186 228ZM189 226H190V229H189ZM192 226H193V228H192ZM197 226L200 227V229L197 228ZM45 227H48V228H45ZM77 227H79V228H77ZM201 227L202 228L204 227L205 229L204 228L202 229ZM104 228L111 230V231L109 230L110 232L108 230H107L108 232L105 231V233L107 234L106 239H105L106 235L105 234H104L105 236L102 235ZM191 228H192V230H191ZM60 229H62V230H60ZM117 229H118V231L115 232ZM201 229L205 233L202 232ZM245 229L246 230L248 229V230L245 231ZM256 229L260 230V231L258 230L259 233L256 231ZM41 230H43V232L45 231L46 235H48V236H45V234L43 235ZM52 230L53 231L57 230V232L55 233ZM187 230H189V232L191 230L190 234ZM193 230H194V232H193ZM200 230H201L202 234L203 233L205 234V235L203 234L204 236H202ZM241 231H243V232H241ZM149 232L150 231L148 230V233ZM253 232H255V233H253ZM125 233H126V235H125ZM136 233L139 234V236H140V237L138 236L139 239L137 238L138 234H136ZM173 233L174 234L179 233V234L174 236L175 238L173 237L175 242L173 241V239H171L172 238L171 235L173 236ZM19 234H20V237L18 238L17 236H19ZM100 234H101L102 240L100 238ZM200 234L202 237H200ZM134 235H136V237ZM185 235L188 236V239L190 238V236L193 235L194 239L191 237L192 240L190 238V241L191 242L193 241L194 243L197 242L198 245L191 243V242H190L191 244H188L189 240L184 239ZM32 236L34 237L33 239H35V240H32ZM41 236H42V238H41ZM196 236H198L200 238L198 239V238H196ZM237 236H239L238 239L233 238V237L237 238ZM180 237H181V239L178 240V238H180ZM182 237H183V240H182ZM211 237H213V239H211ZM39 238H41L40 242H39ZM44 238H45V240H43ZM134 238L137 241L139 240L140 242L138 241L139 242L138 243ZM230 238H231V240H230ZM20 239H21V241H20ZM195 239H197V240L203 239L202 242H200V244L202 246H199L200 245L199 241L196 240V242H195ZM224 239L230 245L227 242H224L223 245L220 244V243H223L222 241H224ZM50 240L51 241L54 240V241L50 242ZM99 240L105 241V242L104 241L102 242L103 246L100 245L101 241H99ZM220 240H222V241H220ZM70 241L71 242L73 241V244H71ZM181 241H183V242H181ZM164 242H165V240H164ZM136 243H138V244H136ZM25 244H26V246L28 245L27 249H26V247L24 248ZM41 244H43V245H41ZM71 245H75V246L73 248H71L72 247ZM167 245H169V246L171 245V246L167 247ZM184 245H186L185 248H184ZM188 245H191V247L190 246L188 247ZM137 246H139V247H137ZM161 246H164V247L166 246V249L168 251L164 247H161ZM69 247L67 246V248H69ZM32 248H33V250H31ZM161 248L162 249L164 248L165 250H162ZM199 248H198V250H199ZM213 248H215V249L217 248V249L214 250ZM221 248H222V250H221ZM232 248H234V249H232ZM29 249L31 252H29ZM135 249L136 250L139 249V251H138L139 254L137 253V251ZM100 250H101V252H100ZM127 250L129 251V253ZM210 250H212V251H210ZM232 250H233V253L231 254L230 252H232ZM32 251L33 252L35 251L34 252L35 255L32 253ZM125 251H126V253H125ZM193 251H195V252H193ZM216 251H219V253ZM27 252H29V254H27ZM54 252H56V253H54ZM54 252L53 253L50 252V254L47 252H45L46 254L44 253L45 256L49 255L48 256L49 258L47 257L48 258L47 261L49 262V260L51 261V259H52V262L55 261L58 264H62L63 261L60 259L61 253L58 251H55V250H54ZM175 252H177L178 255L177 254L175 255L174 254ZM234 252H235V255H234ZM17 253H19V255H17ZM26 254H27V258H26ZM57 254H59V255H57ZM232 255H233V258L231 257ZM237 255H239V256L237 257ZM172 256H173V258H172ZM33 257H34V259H33ZM236 257L239 259H237ZM261 257H263V258L261 259ZM255 258H256V260H255ZM27 259H28V262H27ZM29 259L30 260L33 259V260L30 261ZM106 259L108 260V262ZM208 259H209V261H208ZM236 259L238 260V262ZM25 260H26V262H25ZM232 260H233V262H229ZM235 261H236V263H235ZM250 261H252V262H250ZM48 262L44 263V264H50L51 263V262H49V263ZM70 263L68 262V264H70ZM256 263L257 264H264V260H262L260 263H258V262H256ZM41 264H43V263H41Z\"/></svg>",
    "mask_w": 264,
    "mask_h": 264
}]
</instances>
